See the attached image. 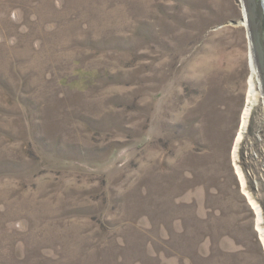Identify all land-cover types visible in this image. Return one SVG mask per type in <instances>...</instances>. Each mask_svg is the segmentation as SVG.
<instances>
[{
    "label": "rangeland",
    "instance_id": "rangeland-1",
    "mask_svg": "<svg viewBox=\"0 0 264 264\" xmlns=\"http://www.w3.org/2000/svg\"><path fill=\"white\" fill-rule=\"evenodd\" d=\"M243 18L242 0H0V264H264Z\"/></svg>",
    "mask_w": 264,
    "mask_h": 264
},
{
    "label": "water",
    "instance_id": "water-1",
    "mask_svg": "<svg viewBox=\"0 0 264 264\" xmlns=\"http://www.w3.org/2000/svg\"><path fill=\"white\" fill-rule=\"evenodd\" d=\"M251 54L259 73L264 95V0H242Z\"/></svg>",
    "mask_w": 264,
    "mask_h": 264
},
{
    "label": "bare ground",
    "instance_id": "bare-ground-1",
    "mask_svg": "<svg viewBox=\"0 0 264 264\" xmlns=\"http://www.w3.org/2000/svg\"><path fill=\"white\" fill-rule=\"evenodd\" d=\"M243 22H245V21H243ZM251 64H252L253 79H254L255 76H256V77H259V73H258L257 68H256V65H255V63H254V60H253L252 54H251ZM253 79L251 80L250 97H251V98L253 99V101H254V100H256V98H257V89H256V87H255V83H254ZM260 84H261V80H260ZM253 101L249 99V102H253ZM248 110H249V107L246 108V112H247ZM245 119H246V116H243V121H244V122H245ZM241 136H242V134L239 135V139L241 138ZM240 175H241L242 182H243V185H244V184H245V181H244V179H243V175H242L241 173H240ZM247 195H248V194H247ZM248 196H249L250 200H251L252 202H254L253 198H251L250 195H248ZM252 204H253V203H252ZM254 204H256V203L254 202ZM256 208H257V213H258V228L261 230V227H260V222H261V219H262V216H261V209H260L259 206H256ZM262 239H263V241H264V237H263V236H262Z\"/></svg>",
    "mask_w": 264,
    "mask_h": 264
},
{
    "label": "built area",
    "instance_id": "built-area-1",
    "mask_svg": "<svg viewBox=\"0 0 264 264\" xmlns=\"http://www.w3.org/2000/svg\"><path fill=\"white\" fill-rule=\"evenodd\" d=\"M255 155H256V159L257 158L260 159V162L263 163L262 168H261L260 178H261V181L264 182V154L260 155V157H259V154H255ZM250 174L253 175L251 172H250ZM256 177H258V175H256ZM263 224H264V220H262V226H263Z\"/></svg>",
    "mask_w": 264,
    "mask_h": 264
}]
</instances>
